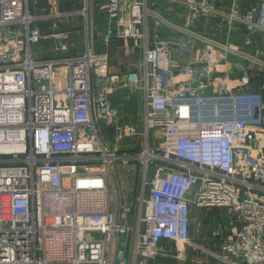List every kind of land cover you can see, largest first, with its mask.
<instances>
[{
	"label": "built area",
	"instance_id": "2783aa9c",
	"mask_svg": "<svg viewBox=\"0 0 264 264\" xmlns=\"http://www.w3.org/2000/svg\"><path fill=\"white\" fill-rule=\"evenodd\" d=\"M230 7L0 0V264H153L186 246L217 264H264V83L249 88L254 69L264 74L254 41L264 1ZM113 48L135 59L121 75ZM197 53L206 60L181 58ZM119 86L141 98L140 125L118 122ZM103 119L115 124L112 139ZM197 207L225 210L223 228L204 238L219 252L192 239Z\"/></svg>",
	"mask_w": 264,
	"mask_h": 264
},
{
	"label": "rangeland",
	"instance_id": "374dc122",
	"mask_svg": "<svg viewBox=\"0 0 264 264\" xmlns=\"http://www.w3.org/2000/svg\"><path fill=\"white\" fill-rule=\"evenodd\" d=\"M180 10H181V12H184L183 9H180ZM169 14H170L169 17L174 19V20H177V21H183L184 20L179 16L174 17L173 12H169ZM95 35H96V37L101 38L102 29L101 30L99 29L98 32L96 31ZM78 40H80V37L78 39H76L77 43H78ZM52 44H53V42L49 38H46L42 41V45L40 47L43 49V52H42L43 56L51 57V56L55 55V52H54V50H52V47H51ZM209 49H210V53L213 56L217 57L218 59H221V58L223 59L224 63L226 64V67L230 66V65H232V66L236 65L237 59L232 58V57H229V58H225L223 56L221 57V53L218 52V50L216 48H209ZM110 53H111V62H112V74H116V75L120 74L121 75L128 68H131V67H128L129 62L135 60L134 58H132L130 60H126L123 57L121 51H119V49H117V48L111 49ZM201 60H206V58L204 56H202ZM226 67H223V68H226ZM230 75H232V77L235 79L241 76L240 72L237 71L235 66L233 68V72ZM253 75H254V78L251 81V84L249 85L250 89H254V87L255 88L258 87L261 84V82H264V74L262 73L261 70L254 69ZM110 96H111L112 101L116 104L126 102V105L123 106V108L121 110L122 113H121L120 118L118 120L119 123H124V121L130 120L134 117L136 119V123L138 125H140V119H141L142 114H143V112H142V100L131 88L119 86V88L117 90H115ZM100 124L103 126L102 127L103 128V134H105L107 138L112 139L114 137V131H115L114 126H115V124L112 123V124L108 125V123L105 119H103V121H101ZM121 144H125V142L121 143ZM122 146H126V145L119 146L120 149L123 148ZM117 179H119L120 184L123 186V193L131 194L133 192V189L135 186L134 185V179H132V177H130V178L127 177L124 168H122L119 171V174L117 175ZM137 185H138V182H137ZM137 193H138V190L136 187V190L134 191L135 196L137 195ZM199 210H200V208H198V207L193 208V211H194L193 215H197L199 213ZM214 214L215 213H211L210 215L213 216Z\"/></svg>",
	"mask_w": 264,
	"mask_h": 264
},
{
	"label": "crops",
	"instance_id": "0c3cea01",
	"mask_svg": "<svg viewBox=\"0 0 264 264\" xmlns=\"http://www.w3.org/2000/svg\"><path fill=\"white\" fill-rule=\"evenodd\" d=\"M216 1L218 4V9H220V12H223L226 14L231 11L230 6H231L232 0H216ZM263 1L264 0H242V6L246 10L252 4L262 3ZM168 5H169L168 2L167 3L163 2L164 8L167 9ZM177 10L178 11L180 10L179 6H177ZM183 10L184 12H181V10L179 12L185 13V11H187L185 8ZM219 22L222 23V21H219ZM240 29H241L240 32L242 34L241 38H243L244 36L247 35V30L243 25L240 26ZM206 30H207V33L213 36L214 35L218 36L219 34V32L216 33L217 31L215 30V27L214 26L212 27L211 25H208ZM254 41L256 42V46H257L256 49H258L260 54L264 56V35L255 36ZM202 56L203 55L198 54V53L193 56L186 54L182 56L181 58L183 61H194L195 59L197 61H201ZM261 83H264V82H261ZM224 212H225L224 208L200 209L197 215H193L192 226H191L192 239L197 243L203 241L204 244H206V246L209 247V249L219 252L221 250L219 244L217 243L211 244L209 242L207 243L206 241H204V238L209 236L212 230H215L216 228H219V227L223 228L224 224L227 221V217ZM211 213H215V214L211 216L210 215ZM207 215H209V217L205 220V217H207ZM164 244L173 246L167 241H165ZM173 248L174 250L171 251V253H169L165 257L159 256L154 261L153 264H217L216 260L212 259L206 253L195 251L190 246H186L183 252L178 251L175 247Z\"/></svg>",
	"mask_w": 264,
	"mask_h": 264
}]
</instances>
